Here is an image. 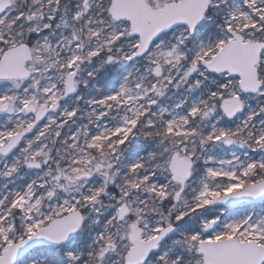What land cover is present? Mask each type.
<instances>
[{"label": "snow or ice", "instance_id": "snow-or-ice-1", "mask_svg": "<svg viewBox=\"0 0 264 264\" xmlns=\"http://www.w3.org/2000/svg\"><path fill=\"white\" fill-rule=\"evenodd\" d=\"M0 264H264V0H0Z\"/></svg>", "mask_w": 264, "mask_h": 264}]
</instances>
